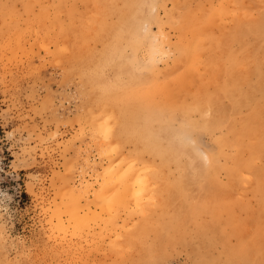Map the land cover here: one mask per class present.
I'll return each instance as SVG.
<instances>
[{"label":"rangeland","instance_id":"rangeland-1","mask_svg":"<svg viewBox=\"0 0 264 264\" xmlns=\"http://www.w3.org/2000/svg\"><path fill=\"white\" fill-rule=\"evenodd\" d=\"M126 5V0H0V264H245L250 249L251 254L264 252V189L258 188L254 171L244 172L241 180L230 176L234 149L227 146L222 158L215 141L226 134L228 118L240 121L248 112L245 106L230 112L228 99L216 97L229 56L224 43L240 21L264 10V2L136 0L134 8L141 5L146 18L140 20L135 62L124 65L127 73L99 60L117 12ZM181 21H198L199 28L205 22L200 30L209 34L194 78L183 87L202 90L198 100L203 112L194 111L192 119L210 118L212 105L222 109L212 129L187 125L184 144L194 149L195 167L206 164L208 155L218 156L222 167L212 186L226 187L221 200L229 205L211 217L193 211L192 220L182 225L174 218L182 216L177 207L182 193L170 187L179 179L178 169L160 161L149 151L146 137L139 136L160 127L166 114L158 103L154 118L143 101L137 125L131 100V95L146 98L152 88L147 81L136 87L131 80L136 73L149 74L143 64L152 35L164 34L166 40L155 61L157 77L173 68L180 35L192 36L189 26L179 28ZM230 39L235 58L243 68L252 67L238 39ZM122 47L125 54L131 52ZM130 72L134 74L128 76ZM115 73L119 78L110 87L120 90L119 97L105 99L100 86ZM178 120L174 117L173 124ZM263 128L244 139V153L250 142L257 143V135L263 136ZM262 151L253 155V165L264 172ZM69 187L84 206L78 222L69 221L64 212ZM195 192L196 186L189 184L187 200L194 201ZM170 193L176 198L169 200ZM216 221L221 224L209 233L211 239L196 232L199 223ZM167 222L178 238L169 237Z\"/></svg>","mask_w":264,"mask_h":264},{"label":"bare ground","instance_id":"bare-ground-1","mask_svg":"<svg viewBox=\"0 0 264 264\" xmlns=\"http://www.w3.org/2000/svg\"><path fill=\"white\" fill-rule=\"evenodd\" d=\"M126 1L127 5L119 9L117 12L118 20L115 21V24L112 26L113 28L111 30V34L109 35L110 39H108L109 42L108 40L106 41V43L108 42V45L105 43L101 48L99 59L101 64H107L108 67H112L116 71L123 69L125 73L128 72V69L126 66L124 67V65L127 62H135L134 51L139 44L140 20L146 18L141 5L137 9L134 8V3L136 0ZM261 1L264 2V0ZM260 11L261 12L257 17L247 18V20L240 21L234 29V34L230 36H234L238 39L240 42V50L244 51V56L251 57L252 63H254L252 67L245 68L247 67L246 65L244 69L242 62L235 58L232 50H229L228 40H231L229 36H227L228 39L226 43L223 41V43L226 45L224 51L227 52L229 56L227 58V68L225 70V74L223 75V80L219 83L217 89L215 87L216 97L221 94L228 99L230 112L238 111L239 107L241 106L247 107L248 112L247 114L245 113L243 115V118L241 117L240 121L228 118L226 123V134L217 137L215 141L218 146L217 155L219 156H226L224 154L225 148L227 146L234 149L233 166L227 169L229 175L233 176L234 178L238 177L241 180L243 178L244 172H250V170L251 172L254 171V173H256L255 175L257 179V181H254H256L258 188L263 190L264 172L258 171L254 167L255 164L253 162V155H255V153L258 151L260 154L264 148V134L263 136H261V134L257 135L258 138H255V140L258 139L257 143L256 141L250 142L248 148L249 150H247L246 153H244L242 149L244 139H247V137L252 139L251 136L258 133V128L264 127V103H262V100L264 99V45H262V42L264 41V10L262 11L261 9ZM211 17L212 16L208 17L207 20H210ZM179 24L180 29L189 26L190 28L188 31L191 30L192 36L191 38L186 39L182 35L183 33L180 35L178 42L174 47L176 53L172 63L173 68L162 73V78L159 79L157 77V73L154 71L155 61L164 53L166 40L164 34L160 35L159 38H156V35H152L153 42L148 49L146 63L143 64L147 69V73L149 74L143 76L141 73L134 74L130 72L128 73V76H132L134 74L131 77V80L136 87H138L140 82L145 81L148 82L147 86H152L146 98H142L138 95H131V100L133 101V117L135 118V120L133 119V122L139 125L141 114L138 113H140L142 110L141 104L143 101L146 103V105H148L147 113L153 112L154 118L159 113V110L155 108L158 103L162 108V111L166 114L167 119L160 127L154 126L153 129L148 128L145 133H140L139 136L141 135V138L146 137L149 151L157 156L160 161L167 163L168 165L172 163L178 169L177 174L179 179L175 185H171L170 187H172L177 194L182 193L177 205L182 216L181 218L174 217L175 221H179L182 225L185 224L186 221L192 220L191 217L193 216L191 214L193 211H203L204 213L209 212L211 217L212 213L222 212V208L228 207L229 205L227 206L226 203L228 202L225 200H221V194L225 193L224 190L226 187L217 189L212 186V184L216 182L217 170L222 167V165L219 163V159H217L218 156L208 155L206 156V164L195 167V164L192 161V158L196 156L194 149L189 148L184 144L185 139L187 138V125L194 126L199 124L204 129H212L217 125V114L221 112L222 109L216 105H212L211 107L215 113H213L210 118L201 117L198 119V121H196L197 119H192V114L194 111H199L200 113L203 112V108L198 100L199 92H202V90L200 88L194 92L191 90L186 91V89L183 87H187V85L194 78L193 70L195 68V64L199 61L200 52L203 46L206 44L203 43L204 45H202V41L204 40V37H207L208 29L200 30L203 26L201 24V28H199L200 24L197 26L198 21L197 24L192 23L191 21H181ZM101 37L102 35L99 36V38ZM82 38L84 37L82 36ZM72 40L74 39H71L70 43L75 42V40L74 42ZM122 44L129 47L131 50L129 54H125ZM75 48H77V45ZM71 51H73V49ZM244 60L245 62L247 61V59ZM252 63L250 64L252 65ZM96 69L98 68H95L94 70ZM251 74L254 76L253 80L250 78ZM93 75L96 78H100V76L97 74ZM118 78V74L115 73L113 74V78L110 80L107 79L103 83L104 85L100 86L101 94L105 99L119 97L120 90L118 91L117 89H112L110 87L118 80ZM157 87L160 88V92H158ZM210 102L213 104L214 100H210ZM122 104L124 105V103ZM174 117H179L177 125L173 124ZM159 128H161L162 134L159 133ZM105 131H108V129L105 128ZM110 133H112V131ZM117 137L119 138L118 135ZM246 141L247 140H245V142ZM246 146L248 145L246 144ZM246 146H243L244 149H246ZM105 174L109 175L110 171L107 169ZM218 183L219 182H217L216 186H218ZM189 184L196 186V192L194 195L195 200L192 202L187 200L185 197V191L187 190ZM67 194L68 197L65 201L64 212L67 215V219L69 221L78 222L81 219L80 212L84 210V206L81 204L80 199L73 195L74 189L69 187L67 189ZM262 194V198L264 199V191ZM168 198L169 200L175 199L176 195L170 193ZM227 209L228 208H225L224 210L228 211ZM262 212L264 213V211ZM167 223L169 237L171 239L178 238V233L173 234L174 232L172 229V223ZM220 224V221H216L214 224L199 223L196 226V232L202 234L208 239H211L209 233L213 230L217 231ZM163 237L166 241H168L166 231L163 232ZM258 238L261 237L258 236ZM259 243L261 244V241ZM253 244H251V247L257 245V243L254 245ZM244 259L246 260L245 264H264V252L257 249L255 253L251 254L250 249L249 255L244 257ZM150 261L151 260H145V262H142L141 264H149ZM201 263H205L204 260H199L197 262V264Z\"/></svg>","mask_w":264,"mask_h":264},{"label":"trees","instance_id":"trees-1","mask_svg":"<svg viewBox=\"0 0 264 264\" xmlns=\"http://www.w3.org/2000/svg\"><path fill=\"white\" fill-rule=\"evenodd\" d=\"M24 194V193H23Z\"/></svg>","mask_w":264,"mask_h":264}]
</instances>
